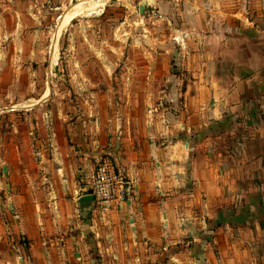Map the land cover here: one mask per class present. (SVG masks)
<instances>
[{
	"label": "crops",
	"instance_id": "crops-1",
	"mask_svg": "<svg viewBox=\"0 0 264 264\" xmlns=\"http://www.w3.org/2000/svg\"><path fill=\"white\" fill-rule=\"evenodd\" d=\"M178 2L138 30L118 108L3 110L0 264H264V0ZM104 155L127 201L81 212Z\"/></svg>",
	"mask_w": 264,
	"mask_h": 264
},
{
	"label": "rangeland",
	"instance_id": "rangeland-1",
	"mask_svg": "<svg viewBox=\"0 0 264 264\" xmlns=\"http://www.w3.org/2000/svg\"><path fill=\"white\" fill-rule=\"evenodd\" d=\"M105 1L0 0V191L7 185L1 159L9 132L4 109L40 107L50 99L47 108L121 104L126 77L135 74L126 63L145 59L140 44L153 38L138 31L153 27L152 7L143 15L132 9L129 20L124 6ZM159 3L174 5L157 0L155 12ZM177 70L171 63V72Z\"/></svg>",
	"mask_w": 264,
	"mask_h": 264
},
{
	"label": "built area",
	"instance_id": "built-area-1",
	"mask_svg": "<svg viewBox=\"0 0 264 264\" xmlns=\"http://www.w3.org/2000/svg\"><path fill=\"white\" fill-rule=\"evenodd\" d=\"M146 10L152 7L149 17L152 19L158 12L155 10L157 0H144ZM169 4L176 5L178 0H164ZM181 44V42H178ZM45 120L48 128L51 130L53 121L51 113L45 114ZM53 134V133H52ZM88 195H92L94 200L99 203L114 204L121 207L128 198L125 174L116 164L111 155H104L99 160L90 176L88 182Z\"/></svg>",
	"mask_w": 264,
	"mask_h": 264
},
{
	"label": "water",
	"instance_id": "water-1",
	"mask_svg": "<svg viewBox=\"0 0 264 264\" xmlns=\"http://www.w3.org/2000/svg\"><path fill=\"white\" fill-rule=\"evenodd\" d=\"M146 5L144 3H141L139 5L138 11L139 14L143 15L145 13ZM4 173L6 174V168H3ZM78 208L81 212L88 211L91 207L94 205V198L92 195H85L81 196L77 200Z\"/></svg>",
	"mask_w": 264,
	"mask_h": 264
}]
</instances>
